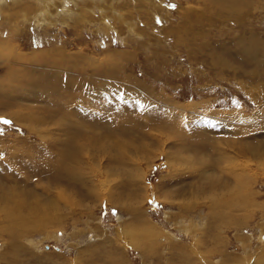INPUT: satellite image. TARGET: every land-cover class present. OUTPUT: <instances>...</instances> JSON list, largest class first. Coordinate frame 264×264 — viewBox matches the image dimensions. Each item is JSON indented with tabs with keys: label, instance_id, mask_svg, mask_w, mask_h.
Wrapping results in <instances>:
<instances>
[{
	"label": "rangeland",
	"instance_id": "rangeland-1",
	"mask_svg": "<svg viewBox=\"0 0 264 264\" xmlns=\"http://www.w3.org/2000/svg\"><path fill=\"white\" fill-rule=\"evenodd\" d=\"M2 200L0 264H264V0H0Z\"/></svg>",
	"mask_w": 264,
	"mask_h": 264
},
{
	"label": "bare ground",
	"instance_id": "bare-ground-1",
	"mask_svg": "<svg viewBox=\"0 0 264 264\" xmlns=\"http://www.w3.org/2000/svg\"><path fill=\"white\" fill-rule=\"evenodd\" d=\"M61 58H63V56L61 57ZM53 62H56V60H51V63H53ZM60 62V61H59ZM65 62V61H64ZM59 73V72H58ZM57 73V74H58ZM60 76V75H59ZM29 80V79H28ZM60 82V79H58L57 81H56V83L58 84ZM81 92V91H80ZM79 92V93H80ZM33 95V94H32ZM60 140V139H59ZM54 141H55V139H54ZM56 142V141H55ZM59 142V141H58ZM61 142H62V140H61ZM61 142H59V143H61ZM59 143H57V144H59ZM75 143V142H74ZM80 144V143H79ZM90 144V143H89ZM78 145V144H77ZM130 146V145H129ZM80 147V146H79ZM90 147V146H89ZM133 147V146H132ZM63 149V148H62ZM52 150V149H51ZM91 150H92V148H91ZM55 151H56V149H55ZM59 151H61V150H59ZM57 152V151H56ZM55 152V153H56ZM66 152H68L70 155H72L73 157H74V155H73V152H74V150H72V149H68V151H63V154H66ZM76 152V151H75ZM82 152H83V150H82ZM58 153V152H57ZM59 154V153H58ZM57 154V155H58ZM74 154H76V153H74ZM78 155V154H77ZM76 156V155H75ZM77 157V156H76ZM53 159V158H52ZM55 160H56V158H55ZM73 160H75V161H77V159H73ZM80 160V159H79ZM88 160V159H87ZM120 160V159H119ZM63 161H65L63 158H60L59 159V162H63ZM81 162V161H80ZM118 162V161H117ZM57 163V162H56ZM71 163V162H70ZM60 164V163H59ZM64 164H66V163H64ZM62 165V164H61ZM68 165H70V164H68ZM73 166V165H72ZM54 167H55V165H54ZM70 167V166H69ZM77 168V167H76ZM68 169V168H67ZM65 170V171H63V175L65 176V177H67V176H69V175H71L70 173L71 172H69L68 170ZM56 170V169H55ZM63 175H62V177H63ZM55 176V175H54ZM72 176V175H71ZM61 177V178H62ZM69 179V178H68ZM56 180V179H55ZM75 182V181H74ZM225 187V186H224ZM37 199V198H36ZM38 200V199H37ZM35 201L36 203L38 202V201ZM4 200H2V201H0V213H2L3 211L6 213L5 215H6V218H7V220H8V228L10 229V231L13 233V235L15 236V235H18L19 236V234H25L26 232H32V231H35L36 229H38V228H40V227H43L44 225L41 223V221H35V220H33V218H32V214H30L29 215V218L26 216H24L23 215V213L20 211V209H19V206H20V204H18L17 206H12V205H7V204H5L4 205V207H3V202ZM111 202V201H110ZM35 205V204H34ZM132 206V205H131ZM40 205H35V206H33V207H31L32 209H33V211H34V214H35V216H37L38 214V212L41 210L40 208ZM44 211V210H43ZM42 211V212H43ZM45 212V211H44ZM40 213V212H39ZM3 215V214H2ZM31 219V220H30ZM6 221V220H5ZM4 221V222H5ZM27 222H28V224H27ZM3 223V222H2ZM26 223V224H25ZM3 227H4V225L3 224H1ZM47 225V224H46ZM8 228H3V229H5V230H7ZM0 229H1V226H0ZM2 229V230H3ZM8 229V230H9ZM5 230H4V232H5ZM8 235H9V233H8ZM12 235V234H11ZM10 236V235H9ZM10 237H12V236H10ZM20 237V236H19ZM14 238V237H13ZM15 238H17V237H15ZM13 243V242H12ZM261 261H264V260H262L261 259ZM262 264V263H261Z\"/></svg>",
	"mask_w": 264,
	"mask_h": 264
},
{
	"label": "snow or ice",
	"instance_id": "snow-or-ice-1",
	"mask_svg": "<svg viewBox=\"0 0 264 264\" xmlns=\"http://www.w3.org/2000/svg\"><path fill=\"white\" fill-rule=\"evenodd\" d=\"M150 203H152L151 201H150ZM106 207V206H105Z\"/></svg>",
	"mask_w": 264,
	"mask_h": 264
}]
</instances>
